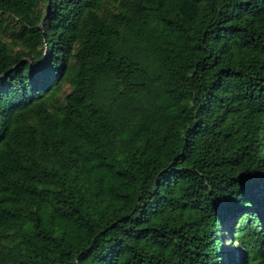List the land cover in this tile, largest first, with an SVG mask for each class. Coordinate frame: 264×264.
Instances as JSON below:
<instances>
[{"label":"trees","instance_id":"1","mask_svg":"<svg viewBox=\"0 0 264 264\" xmlns=\"http://www.w3.org/2000/svg\"><path fill=\"white\" fill-rule=\"evenodd\" d=\"M0 264H264V0H0Z\"/></svg>","mask_w":264,"mask_h":264},{"label":"rangeland","instance_id":"2","mask_svg":"<svg viewBox=\"0 0 264 264\" xmlns=\"http://www.w3.org/2000/svg\"><path fill=\"white\" fill-rule=\"evenodd\" d=\"M233 244H235V242Z\"/></svg>","mask_w":264,"mask_h":264}]
</instances>
